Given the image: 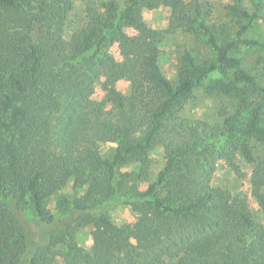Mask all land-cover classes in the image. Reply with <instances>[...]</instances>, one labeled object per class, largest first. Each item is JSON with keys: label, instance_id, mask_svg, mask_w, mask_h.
<instances>
[{"label": "trees", "instance_id": "trees-1", "mask_svg": "<svg viewBox=\"0 0 264 264\" xmlns=\"http://www.w3.org/2000/svg\"><path fill=\"white\" fill-rule=\"evenodd\" d=\"M241 1L235 0L232 8L244 24L221 43L209 21V1L129 0L122 9L117 0H107L88 9L84 24L67 39L72 0H0V264H56L58 258L68 264H264V221L256 220L246 197L209 183L212 170L201 179L179 173V167L189 168V161L200 155L201 144L195 140L168 149L165 166L144 189L121 190L116 182L126 176L117 174L128 158L150 150L165 120L219 73L221 89L230 92L243 84L251 99L242 103V117L206 124L204 130L238 141L236 150L255 165L250 184L264 212V156H256L251 144L253 138L264 142V67L252 72L233 54L239 42L264 48V40L246 36L261 11L257 3L250 13ZM161 6L172 10L166 30L142 18L145 8ZM176 31L206 36L215 57L197 62L186 51L173 82L163 70L161 43L166 33ZM116 35L121 65L107 50ZM114 69L130 78L135 100L118 89ZM103 76L110 82L107 93L101 101H90L91 110L110 116V104L124 113L122 120L106 122L107 129L92 135L84 154L79 135L64 140L77 157H58L47 143L56 110L93 90ZM127 112L146 116V131L137 134ZM68 129L66 125L62 131L69 134ZM108 136L117 143L111 157L99 143ZM226 157L237 170L235 151H227ZM71 177L86 190L64 217L55 219L46 201ZM120 204L140 210L134 229L114 222L112 211ZM21 214L50 229L46 242L31 247L33 237ZM88 225L96 229L92 246L80 244L76 236Z\"/></svg>", "mask_w": 264, "mask_h": 264}, {"label": "rangeland", "instance_id": "rangeland-1", "mask_svg": "<svg viewBox=\"0 0 264 264\" xmlns=\"http://www.w3.org/2000/svg\"><path fill=\"white\" fill-rule=\"evenodd\" d=\"M107 0H72L73 8L69 14L65 37L70 39L71 34L84 24L87 10L96 8ZM129 0H117L123 9L127 6ZM201 2L209 1L212 5V14L209 21L215 27L218 40L221 43H227L236 36L238 29L244 24L242 18L233 8L235 0H199ZM257 3L260 5V16L255 19L253 26L247 31L246 36L264 40V0H242L241 4L250 13L257 10ZM171 8L161 6L156 9L145 8L142 12L143 20L151 26L166 30L171 16ZM134 37L140 34L133 29H128ZM108 52L114 56L117 63H123L121 53V39L116 35L114 42L107 47ZM192 52L197 62L205 59H213L215 52L213 46L206 36L193 33L176 31L175 33H166L164 42L161 43V57L164 73L173 82L177 81L181 69V57L186 51ZM233 54L242 58L244 65L252 72H257L264 67V48L258 46H248L243 43H237ZM114 81L126 96L131 100L137 98V92L132 87L130 78L121 77L117 69L113 70ZM228 80V77H224ZM222 75L216 73L204 81V85L196 90L194 97L190 98L183 110L177 114L173 113L165 120V127L159 131L153 147L142 154H134L128 158V162L119 170L117 177L126 174L118 179L117 184L121 190H130L134 187L144 189L148 181L153 180L163 169L167 162L168 149H181L184 146L192 144L193 140L201 144L199 156L189 161V168L179 167V173L186 174L191 172L193 177L201 179L212 170V185H222L229 188L235 195L240 194L246 197L250 209L253 211L256 220L264 221V212L258 204V199L252 192L250 178L255 170L254 163L245 161L236 147L238 141L226 140L220 136L208 133L204 130L206 124L223 125L230 117L237 115L242 117V103L251 99L247 88L243 84H237L236 88L230 92L223 90L219 86V80ZM103 76L94 83V89H86L82 96L69 104L67 107L59 105L56 115L53 118V128L50 129L48 145L58 157L77 156L75 152L67 148L64 140L74 138L79 135L81 145H84L83 154L88 152L86 149L90 145L92 135L103 134L106 122L111 125L119 123L124 113L112 105H108L113 110L110 116L97 115L91 108L90 101H101L107 93L109 81ZM133 120V128L137 134L146 131L148 128V118L140 114L129 113ZM141 119V120H140ZM140 120V121H138ZM66 125H69L68 132L62 131ZM75 133H77L75 135ZM64 134L68 135L67 137ZM75 135V136H74ZM114 138L109 136L102 140L100 138V147L106 157L113 155L117 145ZM256 156H264V142L256 139L251 140ZM227 151H235V162L238 169L232 168L228 158ZM74 178L68 180L65 188L52 195L47 201L46 206L54 214L55 219L64 217L72 206L75 197L83 194L85 187H78L73 182ZM196 187V186H195ZM142 216L140 210L132 208L126 204H120L112 211V218L117 224L125 223L134 229ZM22 220L27 223L29 231L32 234V248L35 244L46 242V234L50 230L46 225L37 223L23 214ZM96 229L92 225L79 228L76 231L77 240L82 245L92 246L95 243ZM29 257V254L26 258ZM22 264H28L26 260ZM56 264H68L65 258H58Z\"/></svg>", "mask_w": 264, "mask_h": 264}]
</instances>
